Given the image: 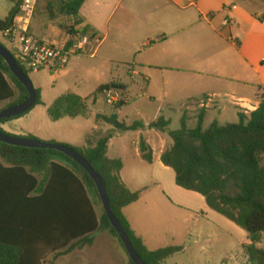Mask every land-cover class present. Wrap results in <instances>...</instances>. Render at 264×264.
<instances>
[{"label": "crops", "instance_id": "crops-1", "mask_svg": "<svg viewBox=\"0 0 264 264\" xmlns=\"http://www.w3.org/2000/svg\"><path fill=\"white\" fill-rule=\"evenodd\" d=\"M20 1L13 2L14 8ZM40 3L48 7V1H37L29 26L32 35L66 46L88 28L93 36L88 48L91 57L100 54L103 62L124 67L141 83L142 98L154 107V115L142 119L143 113L126 96L129 86L122 84L127 89L118 92L126 96V105L117 111L119 121L127 126L142 122L145 128L121 134L102 127L113 134L108 157L122 160L124 183L131 192L140 193L138 201L123 211L136 236L150 251L184 248L164 264H181L176 255H188L194 248L199 259L190 264H251L243 248L250 244L248 234L214 215L201 195L176 184L175 172L161 162L172 139L149 125L165 106L168 111L179 107L189 128L195 127L200 110H206L204 129L215 121L238 123L239 114L249 116L259 108L264 96V0H87L78 20L62 13L66 20L59 27L49 22L48 14L38 20ZM13 9L0 20L7 19ZM207 98L212 101L202 108ZM126 109L135 114L134 119L126 115L121 121ZM7 126L4 123L1 129L7 132ZM94 129L96 123L86 136ZM142 138L153 150L152 164L142 159ZM90 196L101 218V208ZM197 202L200 209L195 207ZM94 238L91 247L75 250L54 264L64 259H72L70 264H129L127 252L115 237L98 231Z\"/></svg>", "mask_w": 264, "mask_h": 264}, {"label": "trees", "instance_id": "trees-1", "mask_svg": "<svg viewBox=\"0 0 264 264\" xmlns=\"http://www.w3.org/2000/svg\"><path fill=\"white\" fill-rule=\"evenodd\" d=\"M46 1L49 11L59 2L63 6L61 13L78 20L87 0ZM20 8L21 3H18L7 19L0 20V33L13 26ZM82 34L89 35L90 30L86 28ZM21 68L30 75L24 67ZM113 89L127 88L111 83L101 86L96 94ZM35 92V106L43 105L42 90L35 87ZM28 97L26 88L0 57V104L16 99L13 103L16 105ZM90 99L67 93L48 107V115L53 122L88 117ZM125 105V99L121 98L113 114L97 115V129L86 136L85 145L71 148L102 178L113 213L127 231L141 259L146 264H164L184 248L150 251L145 247L123 212L138 201L140 193L131 192L124 183L122 160L107 155L113 134L105 132L103 126H110L121 134L145 128L142 122L127 126L119 121L117 111ZM205 114L206 110H200L194 128L188 127L186 114H183L181 127L176 131L170 129L171 120L164 116L149 125L150 129L167 133L172 139V145L162 154L161 162L175 172L176 184L180 188L201 195L211 210L246 231L250 244L243 248L249 262L264 264V96L255 112L249 116L239 114L238 123L220 125L215 121L204 129ZM13 119L1 121L0 128ZM22 137L34 138L31 135ZM140 152L146 163H153V150L143 138ZM91 194L101 208V218ZM98 231L108 232L126 251L108 220L94 181L80 165L55 150L23 148L0 142V264H54L75 250L91 247ZM129 264H134L130 258Z\"/></svg>", "mask_w": 264, "mask_h": 264}, {"label": "rangeland", "instance_id": "rangeland-1", "mask_svg": "<svg viewBox=\"0 0 264 264\" xmlns=\"http://www.w3.org/2000/svg\"><path fill=\"white\" fill-rule=\"evenodd\" d=\"M13 2H15V0H0V17L9 15L11 9L14 8ZM38 13V20H41V18L48 14L49 22L55 27H59L61 22L66 20V16L61 13L58 5L52 6L51 11H49L47 10L46 3L44 5L40 3ZM0 42L10 49V45L4 40L2 33H0ZM114 68L116 69L115 73L111 74V69ZM29 76L34 86L42 90V100L44 104L35 106L34 109L20 119H13L7 122L8 126L5 128L7 132H4L11 136L22 137L31 135L35 139L45 143H55L77 148L84 145L86 134L95 126V116L97 114H113L115 105L121 98L127 96L134 107L138 106L137 109L143 113L142 119L144 120H148L155 112L154 107H151L148 100L145 97L142 98L144 90L142 89L141 83H136L124 67H114L110 63L103 62L100 54L91 57L90 52H87L84 55L72 57L68 65V72L59 78H54L47 71L38 73L32 72ZM111 83L128 85L129 90L126 96L117 90L110 91L109 94L107 92L96 94L101 86ZM67 93H73L82 98L91 97L89 107L92 117H78L75 119L64 118L58 122H53L48 115V107L53 104L56 99ZM110 97L116 100L113 105L108 103V98ZM14 101L11 100L1 103L0 111L15 105L13 104ZM134 107H132V109ZM129 110L130 109H126L123 112L120 118L121 121L125 120L126 115H130V113H128ZM134 115L135 114H131L129 116L130 119H134ZM182 115V111L179 107H177L175 111H168V107L165 106L160 116H165L166 119H170V129L176 131L181 127L180 122ZM195 205L196 209H200L199 202ZM198 211L201 217L205 216L204 214V216L202 215L200 212L201 210ZM213 214L221 218L223 217L215 212H213ZM239 230L246 235L248 234L241 228ZM233 236L236 240L241 239V237H238L236 234H233ZM196 252L197 250L194 248L192 251H189L188 255L179 254L176 255V258L181 264H190L191 261L199 259ZM70 261H72V259H64L58 264H70Z\"/></svg>", "mask_w": 264, "mask_h": 264}, {"label": "built area", "instance_id": "built-area-1", "mask_svg": "<svg viewBox=\"0 0 264 264\" xmlns=\"http://www.w3.org/2000/svg\"><path fill=\"white\" fill-rule=\"evenodd\" d=\"M38 0H21V12L13 26L2 33L4 40L10 45L8 49L21 67L28 72L38 73L47 71L54 78L65 75L70 60L74 56H81L88 52L91 43L90 35L80 34L74 42L66 46H58L32 35L29 26ZM93 55V54H92ZM108 94L110 92H107ZM115 98H108L113 105ZM211 98L201 102L204 108Z\"/></svg>", "mask_w": 264, "mask_h": 264}, {"label": "water", "instance_id": "water-1", "mask_svg": "<svg viewBox=\"0 0 264 264\" xmlns=\"http://www.w3.org/2000/svg\"><path fill=\"white\" fill-rule=\"evenodd\" d=\"M0 57L5 60L12 74L26 88V90L29 93V97L24 102L10 106L6 109H3L0 112V122H1L3 120H9L20 117L26 114L27 112L31 111L36 105L37 96L35 92V86L32 80L30 79V77L24 72V70L18 64L14 56L8 50V48H6L2 44H0ZM0 142L10 146H17L23 148L55 150L66 155L74 162H76L78 165H80L89 174L90 178L94 181L104 211L108 217V220L110 221L112 227L115 229L119 239L122 241L130 260L134 264H146L135 250L132 241L127 231L124 229L122 223L113 213L109 201V197L107 195L106 186L103 183L102 178L99 176L98 173H96V171L93 169L91 164L85 158H83L78 152H76L73 148L66 145L45 143L29 137L10 136L4 133L1 130V128H0Z\"/></svg>", "mask_w": 264, "mask_h": 264}]
</instances>
